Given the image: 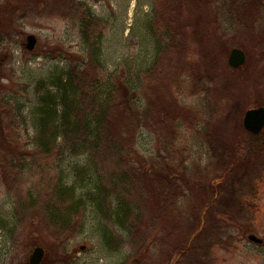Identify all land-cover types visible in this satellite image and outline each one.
Instances as JSON below:
<instances>
[{
	"label": "rangeland",
	"instance_id": "rangeland-1",
	"mask_svg": "<svg viewBox=\"0 0 264 264\" xmlns=\"http://www.w3.org/2000/svg\"><path fill=\"white\" fill-rule=\"evenodd\" d=\"M55 1L49 5L56 7ZM43 2L0 0V5H6L0 7V30L6 35L1 36L0 40L3 41L0 47V100L7 102L5 106L9 110L10 106L13 108V129L10 127L4 135L11 134V148L19 151L34 148L37 107L42 104V97L48 89L52 94L56 93L51 80L73 65H82L88 55V43L80 22L62 17L60 13L53 14L50 6L42 10ZM83 3L99 21L96 35L102 33L98 40L102 96L118 78L128 80L140 92L143 85L149 87L146 72L156 65L159 57L161 61L172 59L180 67L196 70L205 81L209 80L206 91L178 92L179 101L199 107L203 111L201 125L206 129L204 131L224 134L226 139L235 140L238 155L247 157L246 149L253 140L242 130L244 115L249 108L264 106V44H260L264 33V11L263 22L250 39L220 15L221 0H197L194 8L190 7L185 13V22L180 25V33L176 35L179 50L176 52L175 49L172 55L166 52L169 41L165 37L168 34L165 22H170L167 17L176 18V15L166 11L158 18L156 12L161 7V0H83ZM19 31L24 36L19 35ZM30 34L38 38L34 50H28L25 45ZM235 47L246 52L248 65L238 77L241 91L232 87L234 93L230 100L223 89L227 75L230 74L232 78V66L228 59ZM166 69L165 76L168 75ZM187 80V77L183 79L182 86L188 83ZM164 91L172 92L168 86L164 87ZM145 102L142 99L140 104L144 105ZM4 123L5 113L0 110V133L5 130ZM261 132L259 144L264 145V129ZM188 141L190 158L187 167L182 168L181 173H175L182 175L185 185L188 183L187 191L201 197L205 185L219 183L218 178L223 170L217 165L214 145L199 137L195 131L188 133ZM136 147L145 159H149L158 154L160 141L154 132L143 127ZM85 156L68 152L55 155L49 164L44 160L28 159L20 170V185L16 188H7L0 176V264H30L29 259L36 246H43L46 250L41 264H124L128 261L126 259L133 248L127 234L110 220L99 216L91 206L81 209L73 217L77 229L68 240L65 239V243L64 239L53 237L40 218H30L41 207L29 209L25 223L19 220L16 213L18 194L25 195L32 190L35 195L40 193L45 196L47 184L59 175L67 185H72V176L76 172L73 170L85 163ZM243 166L234 181L230 180L221 191L222 208L217 210L220 221L215 224L226 231L227 241L214 253L216 264H264V170L255 183L253 207L249 211H242L236 201L238 189L241 177L250 171L249 165ZM76 193L79 195L83 190L78 189ZM184 199L183 212L189 214L193 211ZM99 221L101 224L107 222L108 228L116 235L112 244H107L103 239ZM191 225L188 223L185 230H190ZM250 234H256L263 242L249 239ZM158 245L156 255L162 253L164 247L161 242Z\"/></svg>",
	"mask_w": 264,
	"mask_h": 264
},
{
	"label": "trees",
	"instance_id": "trees-1",
	"mask_svg": "<svg viewBox=\"0 0 264 264\" xmlns=\"http://www.w3.org/2000/svg\"><path fill=\"white\" fill-rule=\"evenodd\" d=\"M43 1L42 10L50 6L53 14L60 13L62 17L80 22L88 43V55L82 65H73L51 80L56 93L52 94L48 89L42 104L37 107L33 149L11 148V134H4L10 127L13 129V108L10 106L9 110L5 106L7 102L0 100V110L5 113V130L0 133V176L3 184L11 189L20 185L18 175L28 159L44 160L49 164L55 155L69 152L86 155V161L73 170L76 172L72 176V185H67L59 175L47 184L45 196L35 195L32 190L25 195L18 194L16 213L19 220L25 223L27 211L41 207L30 218H40L45 229L58 240L64 239L65 243L77 229L73 217L81 209L91 206L99 216L110 220L129 237L133 249L124 264H195L196 261L198 264H216L214 253L227 241L226 231L215 224L220 221L217 210L222 208L221 191L235 175H239L243 165H249L246 178L241 177L236 201L242 211L253 207L255 183L264 170V145L259 144L260 134L243 127L253 141L246 149L247 157H240L235 140L226 139L224 134L205 132L201 125L203 111L181 103L179 93L206 91L209 80L205 81L196 70L180 67L172 59L163 60L164 63L159 57L156 65L146 72L149 87L143 85L140 92L128 80L118 78L111 87L108 85L110 88L102 96L98 46L102 33L96 35L100 27L98 19L84 6L83 0H56V7L49 5L54 0ZM195 3L197 0H161V7L156 12L158 18L166 11L176 15V18L167 17L170 22H165L170 38L165 36L169 41L166 52L173 55L175 49L176 52L179 50L176 35L185 22V13L190 7L194 8ZM221 4L220 15L252 39L263 22L264 0H221ZM23 34L19 31V35ZM1 36H6L3 30H0V40ZM260 42L264 44V33ZM247 65L245 61L241 66L232 67V78L227 75L223 92L230 100L234 93L232 87L241 91L238 77ZM164 68H167V76ZM185 76L188 83L182 86ZM166 86L171 94L164 91ZM142 99L146 101L144 105L140 104ZM143 127L154 132L160 141L158 154L149 159H145L136 147ZM192 131L214 145L217 165L223 170L219 183L205 185L201 197L187 191L188 183L185 185L182 175L175 173H181L182 168L187 167L190 158L188 133ZM78 189L83 193L77 195ZM183 198L193 212H183ZM188 223L193 225L190 230H185ZM98 225L105 242L112 244L113 239L115 242L116 235L107 222L101 224L99 221ZM159 242L164 247L162 253L156 255Z\"/></svg>",
	"mask_w": 264,
	"mask_h": 264
},
{
	"label": "water",
	"instance_id": "water-1",
	"mask_svg": "<svg viewBox=\"0 0 264 264\" xmlns=\"http://www.w3.org/2000/svg\"><path fill=\"white\" fill-rule=\"evenodd\" d=\"M38 42V38L34 34L27 36L26 48L28 50H34ZM247 58L246 52L235 47L231 50L229 55V64L232 67H238L245 63ZM244 127L255 134L260 133L264 129V106L249 108L244 115L243 119ZM249 239L261 243L263 239L258 237L256 234H250ZM46 254V250L43 246H36L30 256V264H41Z\"/></svg>",
	"mask_w": 264,
	"mask_h": 264
},
{
	"label": "flooded vegetation",
	"instance_id": "flooded-vegetation-1",
	"mask_svg": "<svg viewBox=\"0 0 264 264\" xmlns=\"http://www.w3.org/2000/svg\"><path fill=\"white\" fill-rule=\"evenodd\" d=\"M262 133V132H261Z\"/></svg>",
	"mask_w": 264,
	"mask_h": 264
}]
</instances>
